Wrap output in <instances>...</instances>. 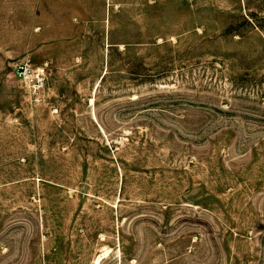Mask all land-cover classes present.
Wrapping results in <instances>:
<instances>
[{"label": "rangeland", "instance_id": "rangeland-1", "mask_svg": "<svg viewBox=\"0 0 264 264\" xmlns=\"http://www.w3.org/2000/svg\"><path fill=\"white\" fill-rule=\"evenodd\" d=\"M104 249L264 264V0H0V264Z\"/></svg>", "mask_w": 264, "mask_h": 264}, {"label": "built area", "instance_id": "built-area-1", "mask_svg": "<svg viewBox=\"0 0 264 264\" xmlns=\"http://www.w3.org/2000/svg\"><path fill=\"white\" fill-rule=\"evenodd\" d=\"M16 83L35 102H43L48 87L49 71L47 64L33 65L29 61L20 62L13 68Z\"/></svg>", "mask_w": 264, "mask_h": 264}, {"label": "bare ground", "instance_id": "bare-ground-1", "mask_svg": "<svg viewBox=\"0 0 264 264\" xmlns=\"http://www.w3.org/2000/svg\"><path fill=\"white\" fill-rule=\"evenodd\" d=\"M94 101L91 100V103H93ZM110 251L109 249H104L103 253L101 255H98V257L96 258L94 264H99L101 262V260H103L104 258H106L109 255Z\"/></svg>", "mask_w": 264, "mask_h": 264}]
</instances>
